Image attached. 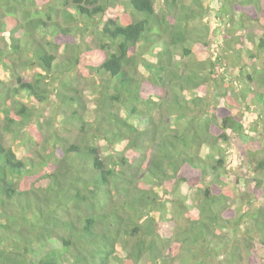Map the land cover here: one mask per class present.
I'll use <instances>...</instances> for the list:
<instances>
[{
    "label": "trees",
    "instance_id": "1",
    "mask_svg": "<svg viewBox=\"0 0 264 264\" xmlns=\"http://www.w3.org/2000/svg\"><path fill=\"white\" fill-rule=\"evenodd\" d=\"M155 1L0 0V264H264V0Z\"/></svg>",
    "mask_w": 264,
    "mask_h": 264
},
{
    "label": "rangeland",
    "instance_id": "2",
    "mask_svg": "<svg viewBox=\"0 0 264 264\" xmlns=\"http://www.w3.org/2000/svg\"><path fill=\"white\" fill-rule=\"evenodd\" d=\"M221 2V0H219ZM186 4L191 5V3L189 2V0H185ZM220 4V3H218ZM192 7L195 8L196 11V17L194 19L191 18L190 21V26L193 29V35H197L195 39H198L200 41L205 39L204 34L207 32V28L209 29L210 27V22L214 23L213 21H215L214 18V9H215V3L214 0H202V8H198L195 5H192ZM155 8L158 12H162L163 8H162V4L160 0H156L155 1ZM261 27H255V33L256 34H260L261 31ZM80 37V36H79ZM197 40V41H198ZM188 45H194L193 43L189 42ZM195 57V61H199V58H203L204 57V53H198L196 54ZM185 61L187 60V57L184 58ZM229 73V72H228ZM27 74V77H31L32 75V71L31 70H25L24 75ZM0 78L6 82H13V77L11 76L10 71L5 70L4 68H2L0 66ZM81 80L79 83V86L83 89V93H84V98L86 100V111H85V115L87 119H91L94 115V108L96 106V101L98 97V90H96V87L93 88L92 86V80H88L86 78H84L81 75ZM198 91V90H197ZM28 105L32 104L31 102H27ZM33 106L37 105L36 103L32 104ZM53 105L50 107V110L52 109ZM72 128V127H71ZM71 128H68L67 132L62 130V134L63 135H68L69 138H73L76 135V130H73ZM14 150L17 154L18 157L23 158L26 155L25 150V145L24 143L19 140V141H15V142H11ZM239 146L241 147V149L243 148L242 144H239ZM241 151V150H240ZM234 151L233 152V156H232V152L230 151L227 155V173L225 174L226 179H227V183L229 184V187L231 188V190H235V192L237 193V198L236 201L231 202V205L229 207V209H227V211L225 212V216H229V217H233L238 215V211H237V203H238V193L244 191L245 188H247V184L249 183V181H251L252 175L249 173V166L244 163V162H240L239 159V153L241 152ZM205 153V151H203ZM233 173L243 176V178L245 177L246 181H243V179H241V182H239V184L234 183V176ZM195 187H191L189 186V184H180L178 189L176 190V197L179 199H182L184 201V203L188 206V207H192V201L195 198ZM167 217H171V215H167L166 219H168ZM163 229L167 230L164 225H163ZM253 259V258H252ZM257 261L258 258H254V261ZM245 264H251V260H248L247 263Z\"/></svg>",
    "mask_w": 264,
    "mask_h": 264
}]
</instances>
